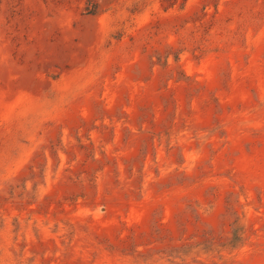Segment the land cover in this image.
Returning <instances> with one entry per match:
<instances>
[{
  "label": "rangeland",
  "instance_id": "1",
  "mask_svg": "<svg viewBox=\"0 0 264 264\" xmlns=\"http://www.w3.org/2000/svg\"><path fill=\"white\" fill-rule=\"evenodd\" d=\"M0 264H264V0H0Z\"/></svg>",
  "mask_w": 264,
  "mask_h": 264
}]
</instances>
